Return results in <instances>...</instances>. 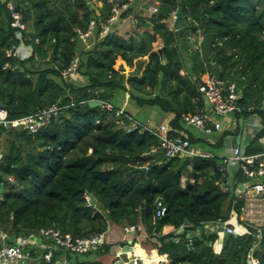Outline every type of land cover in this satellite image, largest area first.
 I'll list each match as a JSON object with an SVG mask.
<instances>
[{"label":"trees","instance_id":"16d2710c","mask_svg":"<svg viewBox=\"0 0 264 264\" xmlns=\"http://www.w3.org/2000/svg\"><path fill=\"white\" fill-rule=\"evenodd\" d=\"M22 1L28 3L24 15L30 28L23 37L32 46L25 59L7 55L19 41L6 1L0 0V106L10 120L55 103L65 108L34 135L0 126V176L15 178L0 201V229L10 234L9 242L41 229L82 238L136 226L149 235L144 247L170 264H249L251 252L264 264V228L256 238L244 234L251 228L240 223V234L225 236L221 247L219 234L205 231L239 216L243 205L224 187L216 155L221 144L208 143L214 158L168 159L152 133L129 130L130 122L121 126L115 110L89 105L110 103L141 123L156 110L158 120L168 119L171 137L184 132L195 145L201 140L188 132L183 115L205 107L200 87L215 76L236 81L246 108L238 116L259 114L264 126V0H159V13L137 18L128 36L114 30L102 38L100 21L112 13L107 0L99 16L88 0ZM179 8L174 32L167 21ZM92 20L96 29L86 49L77 29L86 31ZM77 54L79 77L68 83L62 71ZM136 112L147 113L139 119ZM262 136L264 128L247 153L263 150ZM185 177L194 182L184 186ZM160 200L167 207L162 218L156 216ZM167 225L176 232L161 235ZM104 246L103 253H109L110 246ZM26 251L34 258L40 254ZM73 256L80 255H67Z\"/></svg>","mask_w":264,"mask_h":264},{"label":"built area","instance_id":"2783aa9c","mask_svg":"<svg viewBox=\"0 0 264 264\" xmlns=\"http://www.w3.org/2000/svg\"><path fill=\"white\" fill-rule=\"evenodd\" d=\"M7 8L10 11L12 22L11 26L16 29L18 45L12 46L8 51V57L21 58L23 52H28L23 33L28 30V24L25 22L24 10L28 3L19 4L20 0H5ZM20 1V2H19ZM136 0H128L122 2L119 0H107L112 7V13L106 22L100 21V38L106 37L114 30L116 31L117 24L121 21L124 12L131 8V3ZM150 11L153 15L159 13V5L155 4ZM177 11L171 14L172 26L170 28L174 32L178 31L175 27V20ZM96 29V21L92 20L86 31L77 29L82 42L89 49L92 45L90 38ZM38 42V39L36 40ZM29 47V48H30ZM80 66V54L73 57L69 67L62 71V77L68 83H72L78 79V70ZM200 92L203 96L205 107L196 113L184 114L183 122L186 127H193L206 135H212L215 132L222 131L221 120L230 113L240 114L246 111V108L241 105L242 92L238 88L236 81L230 79H220L212 76L200 87ZM108 110H115V116L119 120L121 126L124 127L126 120L130 122L127 125L129 130L142 127L143 129L152 133L158 140L160 148L163 150L168 159L175 158H196L207 157L214 158L215 155L209 151H205L200 146H195L191 143L190 138L184 132L174 137L170 136V128L167 124L153 126L144 124L134 119L123 109H115L110 103L103 102ZM65 106L59 103L17 119L10 120L4 108L0 106V111H3V116H0V126L20 128L27 130L34 135L43 128L50 125V123L59 118ZM255 108L249 107L248 111H253ZM255 116V115H254ZM260 126H258L257 135L263 131L262 118L259 116ZM253 139V140H254ZM259 143L263 146V150L258 153L249 154L246 152V147L240 145L230 149L229 155L219 157L223 160V165L219 166V171L228 176L231 196L234 202H243L239 216L235 213L231 215L228 221H218L214 225L224 230L225 236L239 235L240 230L238 226L240 223L249 226L246 228L244 234L253 235L256 238L261 237V230L264 228V136L259 138ZM1 158V155H0ZM15 178L9 176L2 178L0 176V185H5L8 182L14 183ZM2 196L0 195V201ZM90 201V197H88ZM156 216L162 218L166 212L167 207L163 201L157 202ZM208 226V225H207ZM111 228V227H110ZM98 235L75 238L70 234H63L60 230L55 229H41L36 235L30 237L18 238L14 242H9L10 234L7 231L0 229V264H29L34 261L44 262L45 264H68L67 255H83L100 249L108 243V233ZM127 233L136 231V226L124 227ZM184 229V226L182 227ZM201 230H199L200 232ZM134 247V245H132ZM39 250L38 257H32L26 250ZM56 258L55 261L53 259ZM142 258L134 256V260L128 263H138ZM249 264H261L251 252L248 259Z\"/></svg>","mask_w":264,"mask_h":264},{"label":"crops","instance_id":"0c3cea01","mask_svg":"<svg viewBox=\"0 0 264 264\" xmlns=\"http://www.w3.org/2000/svg\"><path fill=\"white\" fill-rule=\"evenodd\" d=\"M89 6L91 9H94L95 13L100 14L101 8L104 5V2L102 0H88ZM155 4H158L160 6V1L159 0H136L134 2L131 3V13L129 14L128 17L126 18H122L121 21L117 24L116 26V32L120 33L123 36H128L131 31L135 30V23H136V19L137 18H149L152 14V12L150 11L151 7L154 6ZM170 24V26H172V21L170 20L168 22ZM125 106H127L128 108H130L131 110L134 108L132 106L129 105V103H123ZM259 116L258 115H249L248 117L245 118H241V124L242 126L239 128H236L234 126L230 125V120L227 117L226 119V123L223 120H221L222 123V131L220 132H215L213 133L207 140V143H210L211 145H215V144H221V148L219 149V152L216 154L218 157H221L223 155H229L230 153V149L234 148L237 145H240L242 147H247L249 146L255 139V135H257L258 132V126H260V121H259ZM158 120V113L156 110H153V112H151L148 116V119L146 121V123L144 124H150L153 126H158L161 124H167L168 119L165 121L160 122V124L157 122ZM226 133V135L224 136L223 134ZM213 137V138H212ZM199 140V138H196ZM254 139V140H253ZM257 139V138H256ZM199 145V144H198ZM192 168V167H191ZM185 179V178H184ZM183 179V183L184 180ZM191 182H194L193 178H188ZM224 187L228 188L229 186V181H228V176L225 175L224 178ZM110 233L109 235H112L113 233H115L114 235H112V237L114 236V238L112 239V241L109 240L108 243H106V245H111L110 246V252L109 253H103L105 251V246L100 249L98 252H92L90 254H86V260L82 259V257L79 256H73V260H69L68 257L66 258L68 261V264H106L105 262V258H108V256H113V249L117 248V245L123 240L124 235L121 231H119V228L117 227H111L110 228ZM222 228H218L214 225V224H209L208 226H206V232L210 233V234H219L220 238L217 242V247H221V245L223 246V242H224V238H225V234H224V230L223 232H221ZM139 231H132V235L134 237H136V240L139 241H135V244H132V241L130 240H126L125 242H121L122 245L124 246V244L127 245H134L135 248V254L142 258V262L143 264H152L153 260L155 259H161V261H168L164 256H158L155 255V252L153 251L152 248L150 247H144V243L149 239V236L145 230V228L140 227V229H138ZM176 232V228L172 225H167L163 228L161 235H168L171 233ZM111 237V236H110ZM134 243V242H133ZM110 254V255H109ZM76 257V258H74ZM115 255L113 257H110V259L114 260ZM29 264H43L42 262L39 261H34L31 262ZM128 264H134V263H128Z\"/></svg>","mask_w":264,"mask_h":264},{"label":"rangeland","instance_id":"374dc122","mask_svg":"<svg viewBox=\"0 0 264 264\" xmlns=\"http://www.w3.org/2000/svg\"><path fill=\"white\" fill-rule=\"evenodd\" d=\"M20 1H22V0H20ZM19 1V2H20ZM28 30H30V28H29V26H28ZM199 40V39H198ZM30 46H27V48H28V52H23L22 53V56H21V58H23V59H25V58H27V57H29L31 54H32V47H30ZM77 81V80H76ZM147 112H143L142 114H138L137 112L136 113H134L135 114V116L136 117H138L139 119H143L144 117V115L146 114ZM259 115V114H258ZM227 117L229 118V120H230V125L231 126H234V127H236V128H239V127H241L242 126V122L240 121L241 120V117L240 116H238L237 114H235V113H230V114H228L225 118H224V121H225V124H227L226 122V119H227ZM159 124H160V122H162V120H158L157 121ZM187 130H188V132L190 133V134H192V136L193 137H195V138H199V140H201L198 144H195V146H200V148H202L203 150H205V151H210V150H212L209 146H208V143H207V139L211 136V135H206L205 133H203V132H201L200 130H197L196 128H193V127H188L187 128ZM213 138V137H212ZM185 181H184V183H183V185L184 186H186V182L189 180L188 179V177H185V179H184ZM8 186L5 184V185H0V195L1 196H3L7 191H8ZM111 230V229H110ZM110 230H109V233H110ZM138 229H136V232H138L137 231ZM119 231H121L122 233H123V235H124V238H123V242H125L126 240H130V241H132V244H135L136 242L135 241H137L136 240V237H134L133 235H132V233H127L126 231H125V229H124V227L122 228L121 227V229L119 228ZM221 232H223V230L221 229ZM109 233H108V235H109ZM115 233H113L112 235H114ZM112 235H109L108 236V239H107V241L109 242V240L110 241H112V239L114 238V236L112 237ZM111 236V237H110ZM149 236V235H148ZM121 241V242H122ZM119 243L118 245H117V248L116 249H113V251H112V253H113V256L115 255V258H114V260L112 259H110V257H113V256H108V258H105V262L104 263H106V264H127V262H131V261H133L134 260V256L136 257L137 255L135 254V248L133 247V250H131V251H128L127 252V254H128V261H125V259H122V254H123V249H124V246L122 245V243ZM134 242V243H133ZM137 242H139V241H137ZM111 246V245H110ZM110 252V251H109ZM110 255V254H109ZM77 257V256H76ZM76 257H74V258H76ZM79 257H82V259L84 260H86L87 258V256L86 255H80ZM138 260V259H137ZM153 263L152 264H170V261L168 260V261H161V259H155V260H153L152 261ZM136 264H143V262L141 261V260H138V263H136Z\"/></svg>","mask_w":264,"mask_h":264},{"label":"water","instance_id":"95a60500","mask_svg":"<svg viewBox=\"0 0 264 264\" xmlns=\"http://www.w3.org/2000/svg\"><path fill=\"white\" fill-rule=\"evenodd\" d=\"M181 17H182V10H181V8H179L178 9V12H177V17H176V20H175V23H174L175 24V27H178L179 26ZM206 20H207V16H204L202 18V22H204ZM201 26H203V23H201ZM89 105L91 107H101V106H103V102L102 101L93 100V101H91L89 103ZM218 164H219V166L223 165V160H219ZM212 174H214V173H212ZM90 196H91V198H90V204H91V206L94 207L96 205V198L94 197L93 193H91ZM188 225H189V223H188V221H186L185 222V226H188ZM193 235H196V233H194ZM197 236L199 238H201V239L203 237V235H202L201 232L200 233H197ZM131 250H133V246L132 245L124 246L123 254H122V259H125V261H128V257H127L128 254H127V252L128 251H131Z\"/></svg>","mask_w":264,"mask_h":264},{"label":"bare ground","instance_id":"6f19581e","mask_svg":"<svg viewBox=\"0 0 264 264\" xmlns=\"http://www.w3.org/2000/svg\"><path fill=\"white\" fill-rule=\"evenodd\" d=\"M0 116H3V111H0Z\"/></svg>","mask_w":264,"mask_h":264}]
</instances>
